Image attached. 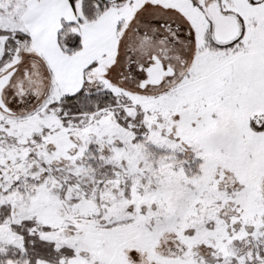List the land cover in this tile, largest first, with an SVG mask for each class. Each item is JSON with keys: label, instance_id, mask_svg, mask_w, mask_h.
<instances>
[{"label": "snow or ice", "instance_id": "snow-or-ice-1", "mask_svg": "<svg viewBox=\"0 0 264 264\" xmlns=\"http://www.w3.org/2000/svg\"><path fill=\"white\" fill-rule=\"evenodd\" d=\"M0 264H264V0H0Z\"/></svg>", "mask_w": 264, "mask_h": 264}]
</instances>
